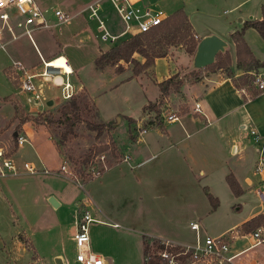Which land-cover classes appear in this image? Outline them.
I'll list each match as a JSON object with an SVG mask.
<instances>
[{
	"label": "crops",
	"instance_id": "0c3cea01",
	"mask_svg": "<svg viewBox=\"0 0 264 264\" xmlns=\"http://www.w3.org/2000/svg\"><path fill=\"white\" fill-rule=\"evenodd\" d=\"M144 1L151 3L148 0ZM259 18L261 17L257 19ZM250 19L255 18L243 20L241 17L238 18L237 23L234 22L233 25L223 30L208 27L202 29V32L195 30L187 19L196 38L200 39L203 36L214 34L226 43L221 53H227L228 63L223 68L208 69V66L193 68L191 65L193 54L187 53L182 46L170 49L164 56L155 58L149 77L144 74L126 76V79L141 78L156 86L153 99L144 100L136 115L117 113L112 117L116 112L111 116L102 115L92 91L103 82L104 74L108 69L93 70V61L100 54L97 50L91 57L93 59L89 60L87 69L77 55L74 58V55L68 56L64 51L49 52L45 55L46 59L38 54L42 59L41 62H46L51 57L55 59L63 56L72 70L70 76H74L77 80L74 79L71 82L74 89L77 83L86 86L103 122L119 120L118 127L123 131L126 129L127 132L129 130L132 132L131 129L135 127L136 134L130 136L129 143L137 144V146L132 152H127L126 160L120 158L117 162L107 166L99 176L82 183L57 170L67 179L60 177L63 184L61 188L50 185L49 188L46 187V190H42L41 194L38 192L33 194L34 205L37 204V200L41 201L39 214L35 216L36 219L34 217V221H28L27 230L14 234L12 238L13 245L19 244L23 247L25 261L31 259L30 262L39 260L54 264L55 260L59 259L62 264H79L75 261V255L69 253L72 249L76 254L73 241L75 218L73 230L68 236L62 235L57 214V208L61 204H66L72 196L77 198L79 193L76 195L72 191L73 182L82 188L84 185L87 186L85 195L77 198L76 201V198L73 200L74 204L76 203L73 216L80 210L78 208H82L87 209L95 219L89 226V248L92 253L103 260V264H137L138 261H142L140 259L142 256L144 259V237L169 240L181 245L194 244L195 231L190 229V223H197L199 237L207 235L201 228L200 222L216 207L220 208L224 205L233 212L229 211L226 214L227 222L220 225L217 230L213 231V235L209 236L220 235L234 227L240 229L243 222L264 212V203L260 202L256 196L257 190L264 189V94L259 93L251 83L252 73L264 66L249 68L245 63L237 65L235 46L230 38V34L239 29L243 21ZM9 25L11 26L10 23ZM250 28L252 27L243 30L242 39L253 60L260 63L264 61V43L248 31ZM79 30L81 32L78 34H86L84 27L81 26ZM11 31V33L5 32V37H3L5 47L0 49L1 51L7 52L6 46L14 40L12 33L15 35V30L11 28ZM248 34L249 38L251 37L250 40H248ZM85 38L90 39L91 37L86 34ZM30 42L34 43L31 40ZM99 42H96L98 48ZM54 54L55 56L63 55L55 57ZM25 68L29 71L27 67ZM83 69L88 71L83 72L82 78L79 73ZM195 70H200V72L196 78H191ZM96 73H99L98 77H92V80L89 77L88 81L85 80L86 75ZM121 73L125 75L126 71ZM246 75L247 79H243ZM172 76H177L181 83L177 89H170L160 101L161 90L158 83ZM242 79L245 82L241 83ZM9 97L15 103L21 104L15 94L7 95L3 99L13 104L8 99ZM44 98L43 96L40 100ZM48 100L53 101L54 98ZM39 101L29 107L26 104L21 105L29 112H43L46 105L44 103L42 106L43 103L39 104ZM150 102H161L160 108H166L160 111L159 115L153 116L152 113L145 112V106ZM195 102L199 105V112L193 110ZM168 115H175V118L168 120ZM14 116L15 109L9 120L14 119ZM124 118L127 119L126 122H123ZM150 119L153 124L147 123ZM13 122L8 126L7 122L1 130L9 127L15 136ZM148 125L151 127H147ZM20 127L25 131L27 141L33 128L42 127L49 135L43 125L37 126L24 122L20 124ZM144 127L146 131L137 135L139 129ZM49 139L59 157L64 159L50 135ZM23 145L15 144V150L10 153L15 165L18 149ZM0 149L11 150L1 145ZM33 151L38 156V151L34 148ZM258 158H261L263 165L260 170L254 171ZM32 161L41 163L35 158ZM62 161L64 163V160ZM227 174H231L237 182L240 189L239 195H233L230 191L225 181ZM0 177L5 181V186H7L6 183H15L17 179L22 178L11 173ZM8 191L11 190L8 188ZM207 194L216 199L215 207H212L208 201ZM49 198L55 201L54 205L49 202ZM2 200L3 196L0 191V201ZM51 231L56 236V242L59 241V243L49 257L45 256L41 243ZM188 233L191 238H188ZM19 235L27 239L30 245L29 250L17 238ZM245 245V241L235 240L230 245V252H237ZM13 253L12 250L10 252L12 257ZM239 258L240 262L264 264V245L246 250ZM13 259L17 258L13 257Z\"/></svg>",
	"mask_w": 264,
	"mask_h": 264
},
{
	"label": "rangeland",
	"instance_id": "374dc122",
	"mask_svg": "<svg viewBox=\"0 0 264 264\" xmlns=\"http://www.w3.org/2000/svg\"><path fill=\"white\" fill-rule=\"evenodd\" d=\"M37 1L38 3L40 2L42 8H47V15L51 18L52 23H55L53 11L56 8L66 11L72 17L68 23L37 30L35 29L32 33L34 43H31L28 37L24 34L23 28L16 25V23L20 21V17L13 18L9 21L12 30H15L16 38L6 46L7 52L0 50V145L4 148L11 149L9 150L10 153L15 150L16 135L13 136V132L9 127L1 130L5 127L7 122L8 126L14 121L13 129L16 134L23 129L20 127L21 123L29 122L30 124L37 126L43 125L49 132L54 143L56 144V142H59L58 147L64 159L59 157L56 149L52 146L48 133L42 127L33 128V132L28 138V141L24 143L22 148L20 147V149H18V155L16 156L18 173L15 176L22 178L17 179L15 183H6L7 186H5V181L0 177V191L3 196V200L0 201V264H47L39 260L35 262H30L31 259L25 261L23 247L19 246V244L13 245L12 238L14 234L27 230L28 221H34V217H37V214H39V204H41V201L37 200V204L34 205L33 194L36 192L41 194L42 190H46V187L49 188L50 185L58 188H61L63 185L60 179V177L63 176L57 171L61 169L62 160H65L69 165L70 170L73 173V175L70 176L74 180L82 183L93 178L89 174L90 171H88L92 165L100 170H104L105 167L117 162L122 157L123 153L127 154L129 151L132 152L134 147L137 146V144L131 145L129 143L130 136L136 134L135 127L131 129L132 132L130 130L127 132L126 129L124 131L122 129L120 130L117 124L119 120L110 121L109 123L111 124V127L107 125L102 128V130L92 128V125L103 121L99 117L97 108L95 107V104H93V100L91 99L86 86L82 84L79 85V83H77L78 87L76 86V89H74L76 90L74 94L76 108H74L71 105V100L65 101L63 99L60 86L54 85L51 81L42 82L40 77H36L32 80L34 86L39 92L40 97H45L44 100L41 99L39 101V104L43 103L42 106H44L45 103L46 108L43 112H29L27 108L25 110L22 108L21 104H26L27 107L32 105V103L29 104L26 102V97H28L30 93L20 90L17 79V75L20 74V72L15 71L14 73L13 68L8 67L13 64L12 62H20V64L27 67L29 71L38 73L41 72L43 68V62H41L42 59L39 58L38 54L46 59L47 57H45V55L49 52L64 51L68 56L72 57L74 55V58H76L77 55L81 59L80 62L85 64V69H87L90 62L89 60L93 59H91V57H93V53L96 50L98 54L101 51H108L124 39H129L132 35L131 33L135 31L134 28H132L128 34L123 35L113 42L101 43L99 42L96 23L87 18L85 10V8L95 0ZM99 1L104 9L103 12H106V14L112 17L109 18V23L112 21L114 22L111 23V32L114 34L120 33L123 29L122 22L112 10L108 1ZM148 1L151 2L150 4H152L154 9L163 10L167 15L179 9L183 10L190 24L199 32H202V29L208 27L215 28L216 30H223L233 25L234 22L237 23L238 18L241 17L243 20L264 17V0ZM166 23L167 19L158 28L153 29L141 37L143 45L148 50H150L148 47L149 43H151L150 45H152L153 49H161L166 53L170 49H175V47L177 48L179 46H182L185 49L184 42L189 39L187 36L181 40V44H167L164 40L160 41L163 36L169 34L167 31L160 30L162 26L166 25ZM81 26L85 28L86 34L90 35V39L85 38L86 34H78V32H81V30L78 31V28ZM0 27L2 30V38L5 37V32L8 33L7 31H9L11 33V29L4 26L1 21ZM188 27L189 35H193V39H197L198 41L199 38L194 36L189 23ZM174 29L175 28H171L172 31H174ZM248 31H251L250 33H252L255 38L260 39V41L264 43L263 39L254 28H250ZM68 33L69 37H67ZM250 38L248 34V40H250ZM95 41L99 42V48L96 46L97 44ZM50 56H52V54ZM133 57L141 62L142 60L144 61L143 56L138 53H134ZM208 67V69L216 68L215 66ZM102 68L108 69L104 74L105 81L103 80L102 83H99L96 90L93 89L92 94L96 96V103L102 115L105 117L111 116L114 112L116 113H114L112 117L117 113H131L132 115H136L137 110H139L143 101L153 99L155 96V84L145 82L141 78L126 79V76L132 77L140 74L149 77L151 74V66H148L145 70L135 74V64L132 61L125 62L123 60H118L114 62H104L103 67H97L95 63L93 64V70ZM85 69L79 73L82 78L83 72L88 71ZM123 71H126L125 75H122L121 72ZM199 72L200 70H195L194 74L191 75V78H196ZM98 75L99 73L94 75L88 74L86 75L87 79L85 80L88 81L89 77L91 78L90 80H92V77H98ZM74 79V76H69V81L72 82ZM77 79H80L79 76ZM75 81L77 80L75 79ZM41 82L42 84L39 85ZM170 89L172 90L173 87L170 86L169 90ZM10 94H15L21 104L15 103L10 97L8 98L13 102L15 109L14 119L11 118L9 120L13 114V104L3 98ZM49 98H54L56 101L53 100L51 105H47L46 102ZM66 107L69 109V113L65 116L62 115V112ZM165 108L166 107L160 108V111H163ZM147 110L151 112L153 116H156V112L150 109ZM124 121L126 122L127 119L124 118L123 122ZM125 126L127 127V123H125ZM149 126L151 127V125H148L147 127ZM33 148L38 151V156L35 155ZM100 149L101 151L98 152ZM33 158L40 160L41 163L39 161H32ZM25 162L32 165L36 171L32 172V174L24 171L22 165ZM42 169H49L50 172L43 173ZM72 186V191L76 195L79 193L77 195L78 199L85 195V189L87 186L84 185V188H82L79 185L76 186L74 182ZM8 188L11 190L10 192L8 191ZM75 198H73V196L70 197L68 201H66L68 204L63 203L57 208L62 235L64 234L68 236L69 232L73 230V222L75 218L73 212L76 209V203L74 204L73 200ZM49 202L51 203L50 198ZM78 209L81 210L82 208ZM229 211H231L230 213L233 212V210H228L226 206L223 205L220 208L216 207L214 211L210 212L205 218H203L200 224L201 228L205 230V234L213 235L214 230H217L220 225L227 222L226 214L229 213ZM55 237L56 236L51 231L50 235L45 237L44 241L41 243L45 256L50 257L53 249L56 248L57 243H59V241L56 242L57 239H55ZM17 238L22 241L23 245L27 248V239L25 240L21 235ZM188 238H191L189 233ZM152 244L153 242L150 241V252H153L154 250ZM12 250L14 252L13 257H16L17 259H13L10 254ZM27 250L29 249L27 248ZM69 253L70 255H75L72 249ZM142 258L140 259L142 261H138L137 264L144 263V259ZM185 263H187L186 259L180 261L179 264ZM193 264L200 263L196 262Z\"/></svg>",
	"mask_w": 264,
	"mask_h": 264
},
{
	"label": "built area",
	"instance_id": "2783aa9c",
	"mask_svg": "<svg viewBox=\"0 0 264 264\" xmlns=\"http://www.w3.org/2000/svg\"><path fill=\"white\" fill-rule=\"evenodd\" d=\"M106 1H108L112 10L123 24V29L118 34L111 32V24L109 23V18L111 16L103 12L104 9L99 0H95L85 8L87 18L96 23L99 40L102 43L113 42L123 35L128 34L132 28H134L135 31L131 34L152 31L168 18V15L163 10L154 9L150 3H146L144 0ZM47 11V8H42L37 0H2V2H0V21L4 26L8 27V29H11L9 21L13 18L20 17V21H18L16 25L18 27L21 26L24 30V34L33 41L32 33L35 29L68 23L72 17L66 11L56 8L53 11L55 23H52L51 18L47 15ZM12 38H16L13 33ZM4 47L5 44L3 42L2 30L0 27V49H4ZM42 62L43 68L41 72L38 73L29 72L20 62H14L10 65L14 73L15 71L20 72V74L17 75L20 90L30 93L26 98V102L35 104L41 98L32 81L36 77H40L44 82L51 81L54 85L60 86L63 99H69L74 95V87L71 81H69L72 70L70 72H63L60 68L48 66L47 62ZM56 76L61 77V81L58 83L55 80ZM251 83L259 93L264 94V67H260L257 71L252 73ZM193 110L199 112L198 103H194ZM173 118H175V115H168L167 117L168 120ZM145 131V127L141 128L137 135H141ZM251 134L253 135V131H251ZM15 139L17 146L24 144L27 141L25 131L22 129V131L18 132ZM127 157L128 154L123 153L121 158L126 160ZM262 165L261 158H258L254 171L260 170ZM22 169L29 173L36 171L32 165L26 162L23 163ZM58 171L72 178L70 175H73V173L65 160L61 165V169ZM88 171H90L89 174L95 178L99 176L103 170L92 165ZM42 172L49 173L50 170L42 169ZM9 173L17 175L18 168L10 156V151L0 149V176H6ZM256 196L260 202L264 203V189L257 190ZM93 221H95V219H93L87 209H81L76 212L73 241L76 246L75 261L79 264H103V260L92 253L89 248V226ZM189 227L195 231V243L192 245H181L172 243L169 240H159L160 243L164 245V249L156 253L165 264H179L181 260L178 259V257L180 256H185L187 262L185 264H193L196 262L200 264H256L240 262L239 257L248 249L258 245H264V223L249 231H241L234 227L217 236L204 235L202 237L198 236L197 223H190ZM235 240H243L246 245L241 250L232 253L230 252V245ZM174 248H177V251L170 250Z\"/></svg>",
	"mask_w": 264,
	"mask_h": 264
},
{
	"label": "trees",
	"instance_id": "16d2710c",
	"mask_svg": "<svg viewBox=\"0 0 264 264\" xmlns=\"http://www.w3.org/2000/svg\"><path fill=\"white\" fill-rule=\"evenodd\" d=\"M187 24V25H186ZM159 27V26H158ZM156 27V28H158ZM247 27H252L254 28L261 38L264 41V17H261L260 19H250V20H245L242 22L241 27L237 30H234L230 34V38L232 39L234 46H235V56H236V64L237 65H242L245 63L249 68H255L258 65L264 66V61L257 63L256 61L253 60V57L246 46L245 42L242 39V32L245 28ZM155 28V29H156ZM171 28H175L174 31L171 30ZM160 30L167 31L169 34L166 36H163L160 41L164 40L166 41L167 44H181V40L185 36H187L189 39L184 42L185 43V51L189 54L194 52L197 39H193V35H189V27H188V21L185 16V13L183 10L179 9L172 13L168 18H167V23L165 26H162ZM150 32V31H149ZM146 32V33H149ZM163 32V31H162ZM146 33H134L132 34L129 39H124L121 41L119 44L116 46L112 47L108 51H101L99 56L94 60V63L97 67H103L104 62H114L118 60H123L125 62H134L135 64V69L134 72L135 74L140 73L141 71L145 70L148 66H151L154 63L155 58L164 56L166 52L162 51L161 49L156 50L152 48L151 43H149L148 47L150 50H148L142 43L141 37L146 34ZM154 38V37H153ZM178 38V39H177ZM134 53H138L141 56H143L144 61L141 62L140 60L136 59L133 57ZM49 59L47 62L53 60ZM246 60V62H244ZM229 58L227 53H221L218 52L215 57L214 61L207 65V66H215L216 68L218 67H224L228 63ZM243 79H247V75L243 76ZM242 79V82H245V80ZM181 83L180 79H178L177 76H172L166 80H163L162 82L158 83V86L160 87L161 90V100L164 97L165 94H167L169 87L172 86L174 89H177L179 84ZM235 85H237L234 82ZM71 100V105L76 108V102L74 100V95H72L69 99ZM160 104L161 102H155V103H148L147 106L145 107V111H148L147 109H150L154 112H156V115H159L160 113ZM149 112V111H148ZM69 113V109L66 107L62 115H67ZM151 113V112H150ZM148 124H153V121L148 120ZM109 125L111 127L110 123L107 122H100L92 125L93 129L97 130H102V128L106 127ZM70 128V127H69ZM146 128V127H145ZM59 142H56V146L58 147ZM103 150V149H102ZM60 151V150H59ZM101 151L98 150V152ZM225 181L232 192L233 195H239L240 194V189L238 187L237 182L234 180L231 174H227L225 176ZM264 184V181H263ZM207 199L211 203L212 207H215L216 205V199L213 198L211 195L207 194ZM264 223V212L259 213L250 219L246 220L240 225V230L241 231H249L255 228L258 225H261ZM22 237V236H21ZM150 241L153 242L154 250L153 252H150L149 248V243ZM143 254H144V264H165L159 255H157V251L164 249V245L160 243L159 240L157 239H149L148 237H144L143 239ZM27 248H30V245L28 244V241L26 242ZM171 251H177V248L170 249ZM152 254V255H151ZM148 256V258H147ZM181 261L185 260V256H180L178 257Z\"/></svg>",
	"mask_w": 264,
	"mask_h": 264
},
{
	"label": "water",
	"instance_id": "95a60500",
	"mask_svg": "<svg viewBox=\"0 0 264 264\" xmlns=\"http://www.w3.org/2000/svg\"><path fill=\"white\" fill-rule=\"evenodd\" d=\"M225 42L218 37L217 35L210 34L201 37L195 46L193 55H192V67L193 68H202L214 61V57L218 52H221L225 46ZM52 100H48L47 105H51ZM51 203L54 205L55 201L50 199ZM56 264H62L59 259L55 260Z\"/></svg>",
	"mask_w": 264,
	"mask_h": 264
},
{
	"label": "bare ground",
	"instance_id": "6f19581e",
	"mask_svg": "<svg viewBox=\"0 0 264 264\" xmlns=\"http://www.w3.org/2000/svg\"><path fill=\"white\" fill-rule=\"evenodd\" d=\"M47 65L55 67V68H60L63 72H66V71L70 72L71 71V68L67 65L66 59L63 56L56 57L55 59L47 62ZM55 80L58 83L59 81H61V77L56 76Z\"/></svg>",
	"mask_w": 264,
	"mask_h": 264
},
{
	"label": "clouds",
	"instance_id": "9594fccd",
	"mask_svg": "<svg viewBox=\"0 0 264 264\" xmlns=\"http://www.w3.org/2000/svg\"><path fill=\"white\" fill-rule=\"evenodd\" d=\"M0 2H2V0H0Z\"/></svg>",
	"mask_w": 264,
	"mask_h": 264
}]
</instances>
